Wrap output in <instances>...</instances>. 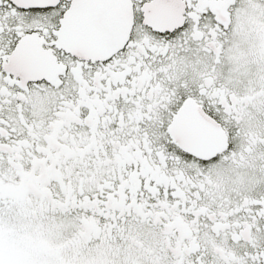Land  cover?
<instances>
[{"label": "snow or ice", "instance_id": "obj_1", "mask_svg": "<svg viewBox=\"0 0 264 264\" xmlns=\"http://www.w3.org/2000/svg\"><path fill=\"white\" fill-rule=\"evenodd\" d=\"M0 264H264V0H0Z\"/></svg>", "mask_w": 264, "mask_h": 264}]
</instances>
